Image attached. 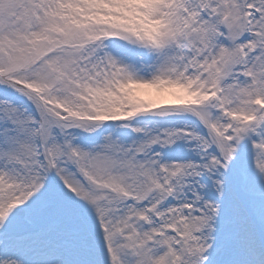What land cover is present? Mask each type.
Masks as SVG:
<instances>
[{
	"label": "snow or ice",
	"instance_id": "obj_1",
	"mask_svg": "<svg viewBox=\"0 0 264 264\" xmlns=\"http://www.w3.org/2000/svg\"><path fill=\"white\" fill-rule=\"evenodd\" d=\"M0 264H264V0H0Z\"/></svg>",
	"mask_w": 264,
	"mask_h": 264
}]
</instances>
